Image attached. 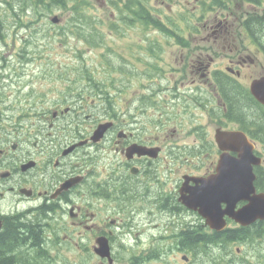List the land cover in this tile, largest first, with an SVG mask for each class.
<instances>
[{
	"label": "flooded vegetation",
	"instance_id": "obj_1",
	"mask_svg": "<svg viewBox=\"0 0 264 264\" xmlns=\"http://www.w3.org/2000/svg\"><path fill=\"white\" fill-rule=\"evenodd\" d=\"M98 2L78 16L86 47L97 50L91 37L103 29L114 36L139 25L143 52L128 63L120 53L125 63L115 52L100 54L109 78L80 55L82 84L65 83L71 80L61 67L51 97H38L25 68L34 57L53 64L58 47L30 52L20 46L28 40L8 41L3 28L13 20L34 30L23 17L33 12L40 23L55 11L6 10L0 20V264H62L69 254L76 264H196L195 237L262 244L264 219L242 226L225 214L216 230L192 200L222 159L228 169L245 156L242 173L264 194V0ZM87 10H94L93 31ZM70 20L49 27L62 45L59 27ZM163 43L176 48L164 66L157 56ZM142 61L140 70L134 63ZM148 65L157 71L145 72L150 78L139 86ZM123 77L132 89L122 87ZM118 96L127 97L124 104ZM99 126L105 130L94 141ZM105 248L110 260L101 257Z\"/></svg>",
	"mask_w": 264,
	"mask_h": 264
},
{
	"label": "rangeland",
	"instance_id": "obj_2",
	"mask_svg": "<svg viewBox=\"0 0 264 264\" xmlns=\"http://www.w3.org/2000/svg\"><path fill=\"white\" fill-rule=\"evenodd\" d=\"M99 0H89V6L94 5L96 8L98 7L96 4H98ZM174 8L179 9L178 6H175ZM61 10H69V9H61ZM60 9H55L54 13H52L50 16H46L43 18V21L40 23H37L35 14L32 12L31 16H25L23 17L22 22L28 23L29 20H33V27L34 30H26V29H19L17 28V24L13 23V20H10L9 23H6L4 26L3 30H5V33H9V39L8 41H21L22 43L25 40H28L30 45L28 44H21L20 46L25 47L27 50L30 52H40V54L43 56L45 53H49L46 51L47 45H55L58 47V50L55 53H52L51 59L53 60V64H46V63H40L39 59H36L34 57L32 63L28 64L27 67L25 68V73H26V78L27 80H30L32 82H36L35 85H33V88L36 90V92L39 94V96L42 95H47L49 97L55 95V90H59L61 82L57 79H55L54 74L60 72V68L63 67L66 69L67 73L69 74V79L71 81H65L68 84H74L73 87H75L78 84H82L83 77L78 75L81 72V67L82 64H80V59L78 56L83 55V60L87 63L88 69L97 73H102L104 72L106 76L109 78V65L105 64L102 59L101 55L102 53H105V51H109V55L115 52V55L112 57L118 56L120 60L121 55H123L129 62V60H136L139 54L143 52V49L139 46L140 45V36L142 33H144V29H142L139 25H135L136 27L132 30H123L121 33H117L116 35L112 36L111 34L108 33L106 29H103V33L101 34L100 32L98 35H94L91 37V44L92 47L97 48V50H90L88 47H86V44L83 42L82 38H78L77 35L69 33L68 32V17L70 16V12L66 15L64 14ZM94 10H87L86 12L83 11V16L84 18L89 19V22H92V19L95 18V14L93 13ZM88 16H87V15ZM57 16L59 18L65 17L67 21L63 22V24L59 27L64 29L66 32V35L64 36V44H60L59 38H53L51 36L52 30L49 28L51 26L50 19L53 16ZM107 16L105 12H101V16ZM79 23V22H78ZM53 25V24H52ZM88 29L87 23H85ZM15 31V33H13ZM84 33V32H83ZM84 34H89V33H84ZM154 36H157V33H152ZM93 35V34H92ZM61 41V40H60ZM104 41V42H103ZM101 42V45L99 44ZM101 46V48H99ZM110 46V49H107L106 47ZM163 46L165 47L163 49V55L158 54L157 56H161L162 60L164 61L163 66L168 62H174L173 54L172 52L175 51L176 48L173 47H167L165 43H163ZM67 48V50H65ZM21 50V47H20ZM56 53H60L63 56H58L54 55ZM50 54V53H49ZM172 55V57H171ZM41 56V57H42ZM102 58H104L102 56ZM107 58V56H106ZM119 58H115L114 60L111 58L110 61L115 63L116 65V60L121 62ZM43 59H41L42 61ZM123 61V60H122ZM124 62V61H123ZM125 63V62H124ZM137 65V67L142 70V63H134ZM124 66V65H123ZM128 67L131 68V64H127ZM117 67V66H116ZM19 70L22 72L23 70V65L17 66ZM118 71V67H117ZM157 70L153 67L148 65L145 69L144 72L141 74L142 79L139 84L141 86L142 83H144L145 80H147L150 77L145 76L146 73H154ZM47 73V75L44 76V73ZM92 73V74H95ZM151 75V74H150ZM105 75H100L101 80L106 79ZM94 77V75H93ZM117 79L121 81V75L118 73L116 74ZM76 79V81H74ZM78 79V80H77ZM135 83V81H133ZM128 88L129 90V85L131 89L133 88L134 84H131L130 80L126 81L125 77H123V84ZM106 89L109 87L106 86ZM140 91V88L136 91L138 93ZM119 99L122 100V104H124L125 100L127 99L126 96H118V104L120 105ZM102 114V112H101ZM211 247H209L208 251V258L202 255H197L198 258H196V264H228L226 263V260L230 257H234L233 264L235 262H239L241 264H264V242L259 245L258 242L255 241H250L249 243L246 242V244L241 245V244H235V245H230V246H225V245H215L211 244ZM239 248V252H236V249ZM236 252V257L235 256H230V254ZM78 260V257L75 255L69 254V256L66 258V260L62 264H76V261ZM90 264H93V262H90Z\"/></svg>",
	"mask_w": 264,
	"mask_h": 264
},
{
	"label": "water",
	"instance_id": "obj_3",
	"mask_svg": "<svg viewBox=\"0 0 264 264\" xmlns=\"http://www.w3.org/2000/svg\"><path fill=\"white\" fill-rule=\"evenodd\" d=\"M56 22V19L52 20ZM104 126L99 127L94 139L97 140L104 132ZM245 156L241 161H233L232 166L225 168L222 159L217 167V174L211 180L201 181L195 188L193 207L199 209L200 214L206 219L207 224L214 229L221 228V221L226 214L240 225L247 226L258 219H264V194L257 195L254 191L253 176L242 173L240 162L247 161ZM247 204L235 210L239 202ZM224 203L226 209L220 212V205ZM187 204L190 202L187 200ZM102 257H109L108 248Z\"/></svg>",
	"mask_w": 264,
	"mask_h": 264
},
{
	"label": "trees",
	"instance_id": "obj_4",
	"mask_svg": "<svg viewBox=\"0 0 264 264\" xmlns=\"http://www.w3.org/2000/svg\"><path fill=\"white\" fill-rule=\"evenodd\" d=\"M88 0H0V20L9 17L10 14L4 12L6 10H38V9H45V10H55V9H70L73 10L71 15V20L68 22V32L77 35L79 38L82 35V29L78 22L81 10L84 8L93 9V6H89ZM16 15V13H14ZM78 18V19H77ZM2 22L0 21V24ZM88 23V31H93V22L86 21ZM76 81V79L74 80ZM101 90L103 91L105 88L101 85ZM104 94H109V92L103 91ZM231 232V231H230ZM229 233V232H228ZM230 234V233H229ZM196 244L202 242L197 237ZM252 240V239H251ZM231 241L237 242L236 240H227V241H206L205 243L208 244H223V243H230ZM212 242V243H211Z\"/></svg>",
	"mask_w": 264,
	"mask_h": 264
},
{
	"label": "bare ground",
	"instance_id": "obj_5",
	"mask_svg": "<svg viewBox=\"0 0 264 264\" xmlns=\"http://www.w3.org/2000/svg\"><path fill=\"white\" fill-rule=\"evenodd\" d=\"M207 244L208 243L204 244L203 242L198 243L197 250H196V256L199 255L202 252V254H204L205 257H207V258L209 257V256H207L208 255V251L205 249Z\"/></svg>",
	"mask_w": 264,
	"mask_h": 264
}]
</instances>
